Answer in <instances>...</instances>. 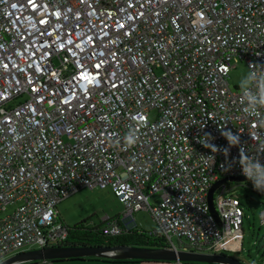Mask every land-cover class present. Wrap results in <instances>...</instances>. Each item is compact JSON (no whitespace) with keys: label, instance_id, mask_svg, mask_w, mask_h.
<instances>
[{"label":"built area","instance_id":"2783aa9c","mask_svg":"<svg viewBox=\"0 0 264 264\" xmlns=\"http://www.w3.org/2000/svg\"><path fill=\"white\" fill-rule=\"evenodd\" d=\"M240 63L264 67V0H0V263L60 247L58 206L107 187L122 223L148 210L171 249L235 251L230 182L245 157L264 163V107L246 112L230 83ZM220 129L243 150L206 147L227 145Z\"/></svg>","mask_w":264,"mask_h":264},{"label":"rangeland","instance_id":"374dc122","mask_svg":"<svg viewBox=\"0 0 264 264\" xmlns=\"http://www.w3.org/2000/svg\"><path fill=\"white\" fill-rule=\"evenodd\" d=\"M249 71L250 69L245 63H240L237 69L232 71L230 76V83L235 91L240 90V78ZM230 183L232 186H238V189H236L238 199L240 200L244 208L246 216H248L249 218H244L243 228L245 240L243 248V239L241 240V242H238V239L232 237L226 242L227 247H233V249H235V251H232L231 249L228 252H236L240 254H235V257L229 254L225 255L232 256L235 259L239 258L242 261L247 262V253L249 250V246L252 243L249 225L253 224L254 229L258 230L260 236L264 235V220L262 219V214L264 213V199H262L258 194H256L252 190H250V188L247 189L246 183L244 182ZM150 201L152 204L159 203V195L152 197ZM10 211L11 209L8 210V212ZM58 212L60 220H62V222L68 227H74L81 223L93 227L96 225L100 226L103 224V221H107L108 219H114L118 216H121V220H123L125 214V207L118 200L113 189L111 187H107L105 189L96 188L80 190L72 197L62 202L58 206ZM134 219L135 224H133V226L130 227L129 223H126V226H129L130 230L132 229L144 231L148 234H154L158 229L156 222L154 221L151 213L148 210H143L136 213L134 215ZM175 242L176 244H179V241L177 239L175 240ZM237 243H239V245L235 246ZM30 250H38V248L34 247L30 248ZM88 259H99L115 264H193L177 262L138 263V260H113L96 257H91Z\"/></svg>","mask_w":264,"mask_h":264},{"label":"water","instance_id":"95a60500","mask_svg":"<svg viewBox=\"0 0 264 264\" xmlns=\"http://www.w3.org/2000/svg\"><path fill=\"white\" fill-rule=\"evenodd\" d=\"M235 181L246 182V178H235ZM228 180L217 182L210 191L209 203L211 213L220 222L219 215L215 209L214 197L216 190ZM244 237V235H243ZM103 258L113 260H138L152 262H177L196 264H243L233 257L225 254H203L187 250H174L171 248L159 249L148 247H51L47 249L32 250L14 255L0 264H27L39 261H65L83 258Z\"/></svg>","mask_w":264,"mask_h":264},{"label":"trees","instance_id":"16d2710c","mask_svg":"<svg viewBox=\"0 0 264 264\" xmlns=\"http://www.w3.org/2000/svg\"><path fill=\"white\" fill-rule=\"evenodd\" d=\"M246 186H247L246 188L249 189L248 188L250 187L249 183H246ZM250 190H252L256 194H258L262 199H264L263 194L251 188ZM245 218H249V217L245 216ZM121 219H122L121 216L112 219L113 221H118V223L123 227V233L118 236L104 234V228L108 225V223L105 222H103V224L100 226L96 225L93 227L87 226L84 223H81L74 227H68L69 228L68 239L61 246L64 247L131 246V247H142V248L148 247V248H159V249L170 248V246L165 243V240L161 238H157L152 234H148L144 231H138L132 229L128 230L126 228V225L120 221ZM249 229L251 232L250 237L252 239V243L250 244L247 253V259H246L247 262H244L239 258H237L236 260L240 261L243 264H264V235L260 236L258 230L254 229L253 224L249 225ZM243 235H244V228H243ZM244 240H245V236L243 237L242 248L244 246ZM226 254L234 256L235 254H240V253L226 252ZM79 260L81 259H78V261ZM137 262L152 263V261H137Z\"/></svg>","mask_w":264,"mask_h":264},{"label":"clouds","instance_id":"9594fccd","mask_svg":"<svg viewBox=\"0 0 264 264\" xmlns=\"http://www.w3.org/2000/svg\"><path fill=\"white\" fill-rule=\"evenodd\" d=\"M239 88L246 102L245 111L255 115L258 108L264 107V67L259 70L253 68L244 74L240 78ZM220 134L227 140V145L222 149H218L209 142L212 139L211 134H205L203 143L206 147L217 151L230 152L234 147L240 148V151L243 150L239 132L220 129ZM239 172L251 183L255 191L264 194V163H261L259 159L245 157L239 166Z\"/></svg>","mask_w":264,"mask_h":264},{"label":"crops","instance_id":"0c3cea01","mask_svg":"<svg viewBox=\"0 0 264 264\" xmlns=\"http://www.w3.org/2000/svg\"><path fill=\"white\" fill-rule=\"evenodd\" d=\"M141 263V262H140ZM156 263V262H155ZM27 264H115V263H111L108 261H102L99 259H88V258H83L81 260H65V261H39V262H33V263H27Z\"/></svg>","mask_w":264,"mask_h":264}]
</instances>
